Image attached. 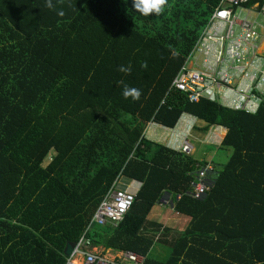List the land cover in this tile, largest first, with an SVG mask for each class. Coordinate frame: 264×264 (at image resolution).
Returning <instances> with one entry per match:
<instances>
[{"label": "trees", "instance_id": "obj_1", "mask_svg": "<svg viewBox=\"0 0 264 264\" xmlns=\"http://www.w3.org/2000/svg\"><path fill=\"white\" fill-rule=\"evenodd\" d=\"M222 1L168 0L144 17L132 0H0V264H67L84 235L142 264H264V101L251 115L171 88ZM184 114L227 129L220 149H232L212 161L204 200L184 193L211 160L144 134ZM119 178L141 185L131 208L88 229ZM166 194L177 227L147 219Z\"/></svg>", "mask_w": 264, "mask_h": 264}, {"label": "built area", "instance_id": "obj_2", "mask_svg": "<svg viewBox=\"0 0 264 264\" xmlns=\"http://www.w3.org/2000/svg\"><path fill=\"white\" fill-rule=\"evenodd\" d=\"M249 3L254 5L251 8H245L244 6ZM249 9L258 11V15L264 16V0L262 4L259 0H223L221 2L189 61L197 68L193 69L185 65L171 84L173 91L187 96L190 103H198L203 98L212 99L218 92L225 90L229 95L224 98L236 110L249 111L253 108L249 107L253 100L259 103L264 101V85L261 83L256 88H253L252 84L242 88L239 85L233 86L235 78L249 69L254 71L253 69L256 68L257 61L245 62L244 54L249 52L256 54L258 40L264 32V26L249 15L239 16L238 10L248 12ZM201 58L203 61L198 65ZM257 79L258 75L254 74L251 81L254 82ZM178 151L186 155L194 152L189 133L184 134ZM212 169L211 164L199 169L197 182L193 183L191 189L184 194L195 200L206 198L214 183L208 177ZM135 194L113 187L98 207L93 222L98 225H105L108 222L113 223L114 226L117 225L131 208ZM181 196V194L177 195V201ZM166 203L172 204L171 200ZM96 253L95 249H89L84 235L74 247L68 264H76L75 262H78L77 264H122V261L118 259H126L134 263H140L141 260L133 253L114 255L111 260Z\"/></svg>", "mask_w": 264, "mask_h": 264}, {"label": "clouds", "instance_id": "obj_3", "mask_svg": "<svg viewBox=\"0 0 264 264\" xmlns=\"http://www.w3.org/2000/svg\"><path fill=\"white\" fill-rule=\"evenodd\" d=\"M168 4V0H132V5H133V8L135 9V11L137 12V13H139L140 15H142V16H144V17H149L150 15H155V16H160L161 14H163V12H164V10H165V6ZM254 4L253 3H251V5L249 6V7H246V6H244L245 8H251L252 6H253ZM48 9H52V10H55L56 9V5L53 3V0H46V5H45ZM220 6V5H219ZM216 11V10H215ZM258 12V11H257ZM257 12H254V11H252L251 9H249L248 10V12H241L240 10H238V14H239V16L240 17H244V16H246V15H249V17L250 18H252V19H254V20H256L257 21V19H255V18H253V17H251L250 16V14H252V13H254V14H256L257 16H260V15H258L257 14ZM215 13V12H214ZM57 15L58 16H60V17H63L64 15H65V12L63 11V9H60V10H58L57 11ZM214 15V14H213ZM212 15V16H213ZM262 17H264V16H262ZM212 18V17H211ZM211 20V19H210ZM210 22V21H209ZM258 22V21H257ZM259 23V22H258ZM210 24V23H209ZM209 24H208V26H209ZM260 24V23H259ZM207 26V27H208ZM207 27L204 29V31L207 29ZM204 31L202 32V34H201V36H200V38L202 37V35H203V33H204ZM237 32H239V30L237 31ZM264 36V32H262V36H261V38ZM200 38H199V40H200ZM260 38V39H261ZM259 39V40H260ZM199 40H198V42H199ZM259 40H258V42H259ZM198 42H197V44H198ZM196 44V45H197ZM196 45H195V47H196ZM195 47H194V49H195ZM194 49H193V51H192V53H191V55H190V57H189V59H188V63H186V66H191L192 68H193V66H195L196 68H197V66L196 65H192L191 63H189V61L191 60V57H192V54H193V52H194ZM259 51H260V49H259V44H258V49H257V51H256V54L255 53H252V52H249V53H246V54H244V56H245V62H251L252 60H256L257 61V63H256V68H254L253 70L254 71H252L251 69H249V71H245L244 73H242L240 76H238V78H235L234 80H233V86L234 87H237L238 85L240 86V88H242V87H244V86H248V85H253V88H256L257 87V85L258 84H262V85H264V81H262V79L264 78V56H262L261 54H259ZM256 56V57H255ZM141 67L142 68H147V62L145 61V62H143L142 63V65H141ZM196 68H193V69H196ZM248 68H249V66L248 67H246V70H248ZM118 71H120V72H122V73H124V74H130L131 73V71H132V66H131V64H128L127 66H124V65H121L119 68H118ZM254 74H257L258 75V79L256 80V81H254V82H252L251 81V78H252V76L254 75ZM120 84H123L124 82L123 81H120L119 82ZM122 95H123V98L125 99V100H128L129 98L132 100V101H139V99H140V97H141V95H142V93H141V91L139 90V89H137V88H134V87H129L128 85H126V84H124V87H123V92H122ZM229 94H227V91H225V90H222V91H220V92H218L217 94H216V96L214 97V98H212V99H208V98H203V99H201V100H207V101H210V102H217L218 104H220L222 107H225V108H229V109H232V110H235V111H240V112H244V113H246V114H251V115H255V114H257V112L259 111V109H260V104L262 103H259L257 100H253V103L252 104H249V107H253L251 110H236L234 107H232V106H230V102L228 101V100H226L224 97L226 96H228ZM200 100V101H201ZM199 101V102H200ZM201 121H199V120H197L196 118H194V117H192V116H190V115H188V114H184L183 116H182V118L180 119V121H178V123H177V125H176V127L174 128V129H176V128H183V127H185L186 128V132L185 133H189V136H190V141H191V143L193 144V142H192V138H194V134H192V130H193V128H194V126H196V129L198 130V131H201V130H204V129H206L207 128V124H205V127L204 128H202L201 127V123H200ZM151 126H160V125H157V124H149L147 127H146V130H147V128L148 127H151ZM213 127V126H212ZM212 127H210V128H212ZM215 127V126H214ZM173 129V130H174ZM213 129H215L216 130V132L219 134L220 132H221V128L220 127H215V128H213ZM225 129V128H224ZM146 130H145V135H146ZM171 130V129H170ZM227 130V129H226ZM184 133V134H185ZM227 135V134H226ZM146 137V136H145ZM226 137V136H225ZM223 138V137H222ZM224 139V138H223ZM220 140H221V138H220ZM222 141L223 140H221V142H220V145H221V143H222ZM194 146V145H193ZM171 149H173V148H171ZM195 149V148H194ZM175 151H177V152H179L178 151V148L177 149H174ZM194 153V152H193ZM192 153V154H193ZM183 154V153H182ZM191 154V155H192ZM186 155V154H185ZM188 156H190V155H188ZM207 164H211L212 165V167H213V169H212V172L209 174V178H210V180H212L214 183H213V186L215 185V180H214V174H215V164L213 165V162L212 161H210V162H208ZM206 164V165H207ZM205 165V166H206ZM204 166V167H205ZM203 168V167H202ZM122 179H124V178H119L117 181H116V183L114 184V187H116V188H119L120 186H119V183L122 181ZM213 186H212V188H213ZM139 187H141V185L139 184ZM212 188H211V190H212ZM119 189H121V188H119ZM140 189V188H139ZM139 189H138V191H139ZM121 190H124V189H121ZM210 190V191H211ZM127 191V190H126ZM137 191V192H138ZM127 192H129V191H127ZM137 192H135L136 194H137ZM130 193H133V192H130ZM210 193V192H209ZM209 193H208V195H209ZM168 196H170V195H167L166 194V196L165 197H168ZM164 197V198H165ZM106 198V197H105ZM169 198V200H171V202H172V199H171V196L170 197H168ZM207 198V197H206ZM206 198H204V199H206ZM203 199V200H204ZM104 200V199H103ZM164 200V199H163ZM102 203V202H101ZM169 205H171V204H169ZM100 206V205H99ZM172 207V206H171ZM96 213V212H95ZM95 215V214H94ZM93 218H94V216H93ZM93 218H92V220H91V222H90V225H89V227H88V229H90L94 224H96V223H94L93 222ZM108 224V223H107ZM98 225V224H97ZM106 225V224H105ZM100 226H104V225H100ZM116 226V225H115ZM83 236H81L80 237V239L82 238ZM79 239V240H80ZM79 242V241H78ZM77 242V243H78ZM77 243H74L73 245V250H72V253H73V251H74V247L76 246V244ZM91 250H96V254L97 255H101L100 253H99V249H102V248H90ZM102 252H103V254H104V256H102V257H105V258H107L108 260H111L112 259V257L114 256V255H120V256H122V254H124V253H133L134 255H136L137 257H139L141 260H140V263H134V262H131V261H128V260H121V259H118V260H120V261H122V264H142V262H143V257H141V256H139L138 254H136V253H134V252H131V251H127V250H122V251H114V250H111V249H109V250H105L104 248L102 249ZM72 253H71V255L70 256H67L68 257V262H67V264L69 263V259H71V257H72ZM77 260V259H76ZM75 260V261H76Z\"/></svg>", "mask_w": 264, "mask_h": 264}, {"label": "rangeland", "instance_id": "obj_4", "mask_svg": "<svg viewBox=\"0 0 264 264\" xmlns=\"http://www.w3.org/2000/svg\"><path fill=\"white\" fill-rule=\"evenodd\" d=\"M260 54L264 55V52L260 51ZM202 61L203 59L201 58L198 62V65H200ZM193 134L194 138H192V142L195 149L194 153L190 156H194L201 160L208 159L214 162H221L222 164L228 161L232 153V149H220V138L207 140L204 136L199 135V132H194ZM154 140L159 143H165V141L158 136H154ZM134 187H136V185H134ZM165 196L166 195L163 196L161 203H158L154 206V208L151 209L147 219L151 221H159L166 224L167 226L177 227L181 220H178L177 216L172 217L173 209L169 203H166V201H169V198ZM167 209H169V211ZM165 248L166 247L164 246L156 248V252L160 253L162 249L165 250ZM99 253L104 256L102 249H99Z\"/></svg>", "mask_w": 264, "mask_h": 264}, {"label": "crops", "instance_id": "obj_5", "mask_svg": "<svg viewBox=\"0 0 264 264\" xmlns=\"http://www.w3.org/2000/svg\"><path fill=\"white\" fill-rule=\"evenodd\" d=\"M250 16L257 19V21L262 26H264V17L257 16L254 13L250 14ZM258 44H259L260 51L264 52V36L259 40ZM260 51H259V54H260ZM262 56H264V55H262ZM193 68H196V67L193 66ZM262 81H264V78L262 79ZM200 123H201V127L204 128L205 124L203 122H200ZM202 124L204 127L202 126ZM213 128H215V127L209 128L208 130L205 129L202 131H198L199 135L204 136L207 140H211V139L214 140L215 138H221V140H223V138H225V136L227 134V130L220 127L221 132L218 134L216 132V130ZM185 132H186L185 127L170 130V129H166L162 126H151V127L147 128L145 136L147 139H149L151 141H155L154 136H158L162 140L165 141V143H161V144L168 146L170 148H173V149H177L179 144L181 143V140L183 139ZM155 142H157V141H155ZM219 163H221V162H219ZM134 185H136V187H134ZM119 186H120L119 188L127 190L129 192H133V193L137 192L138 189L140 188L138 183L132 182V181H129L126 179H122V181L119 183ZM168 197H170V196H168ZM75 263L77 264L78 262H75Z\"/></svg>", "mask_w": 264, "mask_h": 264}, {"label": "water", "instance_id": "obj_6", "mask_svg": "<svg viewBox=\"0 0 264 264\" xmlns=\"http://www.w3.org/2000/svg\"><path fill=\"white\" fill-rule=\"evenodd\" d=\"M73 244H67L66 249H65V255L70 256L73 250Z\"/></svg>", "mask_w": 264, "mask_h": 264}]
</instances>
